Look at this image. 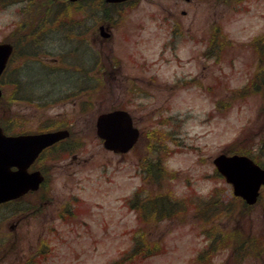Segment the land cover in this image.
I'll use <instances>...</instances> for the list:
<instances>
[{"label":"rangeland","instance_id":"obj_1","mask_svg":"<svg viewBox=\"0 0 264 264\" xmlns=\"http://www.w3.org/2000/svg\"><path fill=\"white\" fill-rule=\"evenodd\" d=\"M38 3L40 7L36 8ZM141 3L142 0H139L134 6L119 8L117 13L120 16L114 14L113 18L112 14L114 21L111 22L116 29L111 40L104 43L99 39L93 41L98 63L92 76V90L80 93L83 83L78 86L76 76L64 85L65 90L55 95L51 93L42 104H35L29 102L32 100L26 99L24 92L18 89L24 84L27 92L32 93L38 87L47 85L48 76L36 66L58 68L65 64L75 71L76 60L72 59L76 57L68 58L65 54L74 47L73 42L83 43L92 35H87L83 41L72 36L66 41L65 36L68 37L72 30L84 31L78 25L85 18L81 11L61 2L55 12L51 0H0V10L15 4L22 5L17 10L21 21L10 30L0 28V42L11 40L19 43L17 55L2 80L5 101L0 103V124L7 123L10 128L13 127L10 132H38L45 122L47 127L72 124L70 145L77 147L78 143L81 149L76 159L70 156L52 163L44 189L48 192V201L37 215H29L23 204H10L0 209V243H8L0 245V264H108L130 249L132 236L139 230L147 241L162 250L153 252L148 259L136 264H196L198 254L210 241L203 230L213 228L214 223L219 229L244 232L248 238L253 236L255 242H263L264 196L247 212L242 211L241 204L237 203L236 215L214 219L213 224L204 223L201 209L190 202L188 204L189 196L183 198L187 203L185 209L161 221L151 215L149 222L144 224L138 223L137 209L131 210L125 201L139 188L143 191L141 197L146 195L145 198L150 200H154V196L169 195L167 189L171 187L169 179L172 176L191 184L186 171L173 175L166 173L161 181L147 182L142 179L139 174L142 164L154 157L157 151L158 156L165 157L166 148H170L172 154L193 153L197 156V165L204 166L207 169L205 176L212 180L211 193L218 189L214 206L220 200L225 204L234 196L232 187L216 175L213 161L218 155L231 148L234 151L242 148L253 151V147L258 145L255 156L264 162V87L261 84L260 91L242 92L250 87L254 74L259 71L261 64L251 44L256 38L264 36V30L246 40L235 39L226 31V26L238 19L240 13H256L264 17V11H261L264 0H237L239 7L236 9L222 4V0H146L154 8L147 12L141 8ZM182 10L187 11L185 16ZM133 12L141 15L134 18ZM145 12L156 30H151L143 20ZM170 14L175 17H170ZM164 16L169 20L175 19L179 26L178 36L174 38L178 40L176 55L172 54L170 58L163 56L164 45L169 39V29L161 24L165 21ZM33 24L43 32V35L38 34V38L41 41L48 39L37 54L32 52L34 45L27 46L33 34ZM98 27L97 36L100 38ZM161 30L168 39L160 45L157 59L153 60ZM217 33L224 35L226 43L220 37V52L214 50L211 54L214 57L208 58L204 54L209 52L210 43ZM80 37L83 39V36ZM41 41L40 44H43ZM181 43L191 45L187 57L178 54ZM172 60L180 67L194 66L195 73L177 75L173 72L169 78L161 71L160 65L161 61L168 65ZM26 74L29 81L38 80V85L32 84L35 81L27 83ZM184 75H188V86L174 81ZM63 78L65 80V75ZM233 79L243 80L244 83L239 88H233ZM14 82L19 86L16 87ZM131 85L139 87L140 91H129ZM67 89H73L72 97L68 96L71 91ZM182 89L196 90L193 103L208 100L215 105L199 121L200 131L191 137L186 132L182 134V125L192 118L191 112L186 111L181 119L180 111H173L185 99L181 95ZM10 100L16 101L9 104ZM122 105L131 110L136 125L143 132L137 148L126 155L107 151L95 128L100 114ZM233 112L235 116L230 118ZM155 131L164 141L159 150L152 152L147 139ZM97 169L100 170L98 176L95 174ZM152 175L150 173V177ZM57 177L64 178L62 191L55 188ZM38 196L36 199L41 201V196ZM70 201L77 204L72 214L65 210ZM235 241L229 242L224 251L214 256L213 263L236 264L230 253L241 245ZM114 252L116 256L111 255ZM35 254H38L37 257ZM240 264H264V258L262 262L250 256Z\"/></svg>","mask_w":264,"mask_h":264},{"label":"water","instance_id":"obj_2","mask_svg":"<svg viewBox=\"0 0 264 264\" xmlns=\"http://www.w3.org/2000/svg\"><path fill=\"white\" fill-rule=\"evenodd\" d=\"M124 1L127 0H107L109 3ZM12 50L10 44H0V76ZM97 134L104 140V146L115 152L128 151L138 138L131 117L124 111L100 115ZM68 135L67 131H58L40 136L6 137L0 128V203L18 198L30 189H37L43 178L37 173L27 174L28 166L44 148ZM214 163L227 182L232 184L236 196L242 197L249 205L257 202L260 188L264 185V169L250 158L237 155L229 157L222 154ZM13 165L18 167V171H11Z\"/></svg>","mask_w":264,"mask_h":264},{"label":"clouds","instance_id":"obj_3","mask_svg":"<svg viewBox=\"0 0 264 264\" xmlns=\"http://www.w3.org/2000/svg\"><path fill=\"white\" fill-rule=\"evenodd\" d=\"M20 7H22V5L15 4L4 10H0V28L10 30L11 27L16 26L21 21L22 17L17 11ZM141 8L146 10V12L154 10L153 6L146 3V0H142ZM261 11H264V8H262ZM146 12L143 14V20L149 25L151 30H156L155 24L149 20ZM132 15L135 18L137 15H141V13L133 12ZM239 29H243V31H239ZM261 30H264V17L256 13H240L238 19H235L231 25L226 26V31L238 40L249 39ZM161 33V38L156 43V53L152 56L153 60L157 59L160 51V45L164 42V40L168 39V36L163 33L162 30ZM190 47V44H179V56L187 57ZM165 55L169 58L172 57V51L169 50ZM160 69L169 78H171L173 72L180 75L183 72H192L194 74L196 71L195 67L192 65H187L185 67L178 66L175 60H172V62L168 65H164L163 61H161ZM243 83V80L233 79L231 86L233 88H239L243 85ZM195 92L196 90L182 89L181 95H183L185 99L178 103L176 108L173 110L176 111L178 109L180 111L181 119L184 118V113L186 111L191 112L192 118L187 119L182 125V134L186 132L188 137L194 136L200 131L201 125L199 124V121L203 120L205 118V114L215 107L214 103L208 100H199L196 103L191 102L192 98L195 96ZM234 116V112L230 114V118H233ZM189 142H191L190 139ZM258 150V145L253 147V151ZM197 159V156L193 153H174L164 160V168L167 172L175 173L178 171H186L191 181V184L189 185V183L176 176L170 177L169 184L171 187L167 190L169 191V195L172 199L180 200L192 194L201 198H207L210 195L213 188L212 180L204 174L207 169L202 165H197ZM95 174L98 176L100 174V170L97 169ZM63 182V177H57L55 180V188L57 191L63 190ZM124 247H127V245ZM111 255L116 256L117 253L114 252Z\"/></svg>","mask_w":264,"mask_h":264},{"label":"trees","instance_id":"obj_4","mask_svg":"<svg viewBox=\"0 0 264 264\" xmlns=\"http://www.w3.org/2000/svg\"><path fill=\"white\" fill-rule=\"evenodd\" d=\"M51 2H53L51 0ZM101 4H104L103 0L100 1ZM18 43V42H16ZM256 51L258 53V56L261 59V70L256 75L254 85L258 87L259 84H257L258 81H262L261 83L264 85V38L256 44ZM66 67V66H65ZM67 68V67H66ZM70 68V67H68ZM260 83V82H259ZM230 152H235L239 154H245V155H252L253 159L258 162L259 164L263 165V162L260 158L255 157L251 150H246L242 148V150L237 149V151H234L233 148L229 149ZM140 191L137 192V194L132 199V202L135 208L139 209V215H138V221L140 224H144L146 222H149L150 216L155 212V214H158L159 217H162L163 215L160 212L162 210L158 209V206H162L163 210H166L167 208H171V210L175 211L181 207L180 202H176L177 205H174L172 203L166 202V201H159L158 198H154V200L144 199L141 197L142 193ZM218 193V189H214V191L207 197V198H201L196 195H189L188 197V204L189 202L192 204H195L196 207L201 209V213H203L204 223H214V219L222 220L227 215L230 217L236 215V204L240 203L241 207L243 208L242 211L251 210L254 208V206H246V204L243 203V201L240 198H236L233 196L232 200L228 201L227 203H223L220 200V203L214 206V200ZM220 199V198H219ZM158 204V205H157ZM175 207V208H174ZM142 209H145V212H143ZM149 210V211H148ZM206 210V211H205ZM215 224V223H214ZM213 224V228H205L203 230V234H206L209 238V243L206 245V247L198 254L196 258V264H215L213 263L214 256H217L221 251H224L225 248H227L229 242H237V244L240 246V248L236 247L234 250H231V257L236 262V264L242 263L244 260H246L247 257H254L255 259H259V261L263 262L264 258V240L262 243L255 242L253 239V236L247 237L244 232L239 231H230L228 229H219L217 228V225ZM210 229V230H206ZM144 234L140 232H136L132 236V244L128 251L125 252L123 259L115 264H122V262H127L132 264L135 261L139 259V255L143 254H150L153 252H157L156 248H152L151 243L146 240ZM264 239V235H263ZM247 248V249H246ZM146 256V255H145ZM37 257V256H36ZM35 257V258H36ZM34 258V259H35Z\"/></svg>","mask_w":264,"mask_h":264},{"label":"flooded vegetation","instance_id":"obj_5","mask_svg":"<svg viewBox=\"0 0 264 264\" xmlns=\"http://www.w3.org/2000/svg\"><path fill=\"white\" fill-rule=\"evenodd\" d=\"M232 1L234 3L235 2L237 3V0H232ZM222 2L224 5H231V0H222ZM74 7H80V5H74ZM90 10H91V12L89 14V18L91 20H89V21L85 20L83 22V24L79 22L78 27L79 28L83 27L84 31L83 32H76V33H77V35L79 37L78 39L80 41H81V37H80L81 35L80 34H84L83 40L87 35H92V36H90L89 40H87V41L85 40V42H84L85 43V52L87 53V55H89V59L91 60L89 62V64L92 65V59H93V57H96V53H97L95 51V49L93 48L94 43L98 39L102 43L106 42L107 40H111L112 37L114 36V30L116 29V27L114 26V23H108L107 25H105L107 28L106 31H107V33L110 34V36L108 39L102 40L101 38H99L97 36V22L95 20V18H96L95 7L93 5H90ZM181 13H182V15H186L187 11L183 10V11H181ZM171 14H170V17L174 18L175 15H171ZM164 18H165V21L163 23L164 26H162V27L169 29L168 30L169 39H168V42H166V45L164 47L165 49L168 48V50L164 51V52H168L169 50H171L172 54L176 55L175 50L177 48V42H176V39H174V38L176 37L177 33L179 32V26L177 25L178 21H176L175 19L169 20L165 16H164ZM187 33H188V31H186V34ZM180 37H182V35ZM93 41H95V42H93ZM164 52H163V56L166 54ZM95 68H96V62L94 63V66L89 69V74ZM174 81L178 82V84L180 82V83L185 84V86H188V75H186V76L184 75L181 78H176V80H174ZM129 91H133V92L137 93L140 90H139V87H135V86L131 85ZM123 105L121 107H125ZM71 139H72V137H70L68 140L60 141L57 144L53 145L52 147L44 150L40 154V156L35 160V162L31 165L30 171H36V170L40 171L45 176L46 180H45V183L40 187V189L38 191L29 192L25 197L20 198V200H24L27 203V209L29 210V212H28L29 215L31 213H32V215H37L42 210V208L44 207V204H47L48 199L46 198V195H48V192L47 191L44 192V189H46L44 185L46 184V182H48V174H49L48 169L53 166L52 163H55L56 161H58V159L55 160L56 154H58L60 152V150L63 149L62 147L65 146L67 144V142H69ZM157 140L159 141V143L157 145L156 151L159 150L160 143H161L160 137H158ZM164 153L166 154L165 149H164ZM76 154L77 153H73V154H71V156L76 159L77 158ZM160 158H161V156H158V151H157L156 163H155L154 167H164V164L161 163ZM38 195L41 197H39ZM37 196L39 197V199L41 201L37 200L38 199ZM17 201H19V200L11 201V202H9V204L15 205V204H17Z\"/></svg>","mask_w":264,"mask_h":264}]
</instances>
